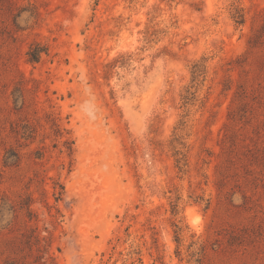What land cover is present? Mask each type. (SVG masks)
Masks as SVG:
<instances>
[{"label":"rangeland","instance_id":"rangeland-1","mask_svg":"<svg viewBox=\"0 0 264 264\" xmlns=\"http://www.w3.org/2000/svg\"><path fill=\"white\" fill-rule=\"evenodd\" d=\"M34 229L56 264H264V0H0V264Z\"/></svg>","mask_w":264,"mask_h":264},{"label":"trees","instance_id":"trees-1","mask_svg":"<svg viewBox=\"0 0 264 264\" xmlns=\"http://www.w3.org/2000/svg\"><path fill=\"white\" fill-rule=\"evenodd\" d=\"M234 17L236 18L237 23L242 24L244 22L245 18L241 12L237 11V14L234 15ZM44 55H49V46L47 44H43L40 41H34L30 45L27 51L28 61L34 64L40 62ZM189 100L190 98L187 97L186 103H188ZM23 105L24 103L22 104L21 108L23 107ZM52 122H53V125L55 126L56 135H61L60 128L58 124L56 123L55 119L52 118ZM19 131H21L22 133L21 135L23 138L29 139V138H34L38 129H37L36 124L26 122L23 125V128L21 127L20 129L17 130L18 133ZM63 143L67 147L68 152L71 153L73 151L74 140L70 138H66L63 141ZM19 159H20V155L18 151L14 149H9L6 152L5 163L17 164L19 162ZM178 163L181 164L180 167H183V165H186V158L184 157V155L178 158ZM57 185H59L60 190H58ZM54 187H56L57 189L54 195L56 199L59 200L61 199V196L63 194L64 185L58 184L57 182H55ZM28 213H29V216L31 217V215H33V210L29 208ZM52 242H53L52 234L49 236H41V234L38 233L35 229L32 231L30 235L27 236L26 243L28 244V246L31 249L33 247H36V250H37V254L35 255V258L31 262V264H56L54 256L49 251L51 248ZM197 260L200 261L201 258H198Z\"/></svg>","mask_w":264,"mask_h":264}]
</instances>
